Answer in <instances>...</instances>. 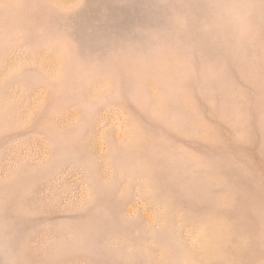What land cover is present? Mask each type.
I'll use <instances>...</instances> for the list:
<instances>
[{"label":"rangeland","instance_id":"rangeland-1","mask_svg":"<svg viewBox=\"0 0 264 264\" xmlns=\"http://www.w3.org/2000/svg\"><path fill=\"white\" fill-rule=\"evenodd\" d=\"M0 0V264H264V0Z\"/></svg>","mask_w":264,"mask_h":264},{"label":"clouds","instance_id":"clouds-1","mask_svg":"<svg viewBox=\"0 0 264 264\" xmlns=\"http://www.w3.org/2000/svg\"><path fill=\"white\" fill-rule=\"evenodd\" d=\"M211 15V28L236 45L252 37L253 5L250 0H214Z\"/></svg>","mask_w":264,"mask_h":264}]
</instances>
